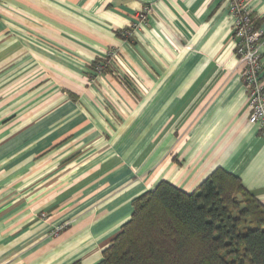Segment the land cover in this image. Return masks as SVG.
I'll return each mask as SVG.
<instances>
[{"label": "crops", "instance_id": "1", "mask_svg": "<svg viewBox=\"0 0 264 264\" xmlns=\"http://www.w3.org/2000/svg\"><path fill=\"white\" fill-rule=\"evenodd\" d=\"M234 22L229 0H0V264H99L136 199L216 169L264 206Z\"/></svg>", "mask_w": 264, "mask_h": 264}, {"label": "trees", "instance_id": "2", "mask_svg": "<svg viewBox=\"0 0 264 264\" xmlns=\"http://www.w3.org/2000/svg\"><path fill=\"white\" fill-rule=\"evenodd\" d=\"M99 264H264V206L223 169L191 194L163 181L133 202Z\"/></svg>", "mask_w": 264, "mask_h": 264}, {"label": "built area", "instance_id": "3", "mask_svg": "<svg viewBox=\"0 0 264 264\" xmlns=\"http://www.w3.org/2000/svg\"><path fill=\"white\" fill-rule=\"evenodd\" d=\"M229 8L235 19L233 39L236 45L237 58L243 66L242 81L251 110L249 123L260 127L261 135L264 137V83L262 79L264 34L255 29L251 11L245 5L244 0H229ZM150 12L151 8L145 7L137 16L136 21L138 23L146 22ZM125 35L131 37L132 32H126ZM114 57L115 52H109L103 63L98 64L93 71L94 75H102Z\"/></svg>", "mask_w": 264, "mask_h": 264}]
</instances>
